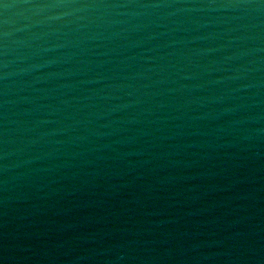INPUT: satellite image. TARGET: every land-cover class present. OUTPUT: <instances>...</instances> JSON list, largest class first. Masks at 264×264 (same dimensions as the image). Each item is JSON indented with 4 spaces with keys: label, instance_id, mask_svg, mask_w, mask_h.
<instances>
[{
    "label": "water",
    "instance_id": "water-1",
    "mask_svg": "<svg viewBox=\"0 0 264 264\" xmlns=\"http://www.w3.org/2000/svg\"><path fill=\"white\" fill-rule=\"evenodd\" d=\"M0 264H264V0H0Z\"/></svg>",
    "mask_w": 264,
    "mask_h": 264
}]
</instances>
